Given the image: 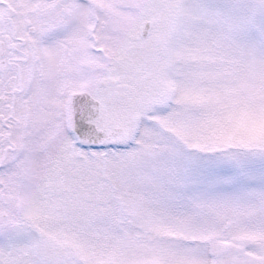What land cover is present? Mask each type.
I'll return each mask as SVG.
<instances>
[{"label": "snow or ice", "instance_id": "obj_1", "mask_svg": "<svg viewBox=\"0 0 264 264\" xmlns=\"http://www.w3.org/2000/svg\"><path fill=\"white\" fill-rule=\"evenodd\" d=\"M0 264H264V0H0Z\"/></svg>", "mask_w": 264, "mask_h": 264}]
</instances>
